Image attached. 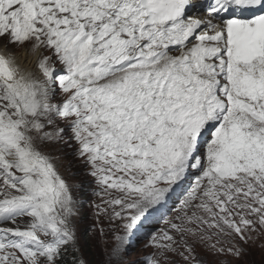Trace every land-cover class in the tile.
<instances>
[{
	"label": "rangeland",
	"instance_id": "rangeland-1",
	"mask_svg": "<svg viewBox=\"0 0 264 264\" xmlns=\"http://www.w3.org/2000/svg\"><path fill=\"white\" fill-rule=\"evenodd\" d=\"M9 8L10 1H7L5 10L0 11V46L20 54V48L29 43L21 47L11 43V36L3 27ZM28 49L32 55L41 52L39 59L48 55L36 44ZM42 78L52 91L53 103L73 110L74 125L81 130L84 124L90 126L85 115L89 102L87 89L73 83L60 85L61 78L56 84L47 73ZM75 78V83L90 80L83 76ZM67 80L73 82L71 76ZM123 94L130 95L125 91ZM5 98L8 99L7 94ZM10 113L15 114L16 110ZM66 124L49 115L33 116L26 130L31 132L28 141L33 142L35 150L57 172L60 189L56 211L62 227L59 239L68 237L72 241L73 253L80 264H264V141L258 146L229 151L226 159L236 190L225 203L210 204L209 211L194 210L190 213L194 215L190 222L180 223L182 217L172 215L161 225L143 218L153 207L148 181L143 183L142 190H129L131 179L138 183L141 178L130 171L135 163L125 165L121 161L119 147L124 144L119 134L122 131L102 137V131L97 130V135L80 150L71 142L75 136L65 139L68 131L61 129ZM96 125L100 121L92 124ZM129 128L125 141L132 143L134 149L145 144V148L157 150V145L150 143L152 138L147 130L138 133ZM125 156L130 158L129 149ZM92 157L99 160L101 157L102 168L91 164L97 161ZM157 158L152 157L150 162ZM144 204L148 205L146 209ZM149 226L151 229H146ZM53 241L47 240L45 247L38 251L25 249L17 264H54L57 250L52 244L46 246Z\"/></svg>",
	"mask_w": 264,
	"mask_h": 264
},
{
	"label": "bare ground",
	"instance_id": "bare-ground-1",
	"mask_svg": "<svg viewBox=\"0 0 264 264\" xmlns=\"http://www.w3.org/2000/svg\"><path fill=\"white\" fill-rule=\"evenodd\" d=\"M2 20V19H1ZM5 23V22H4ZM2 30V29H1ZM4 38V37H2ZM0 52L4 54V56L7 58L5 60H0V73H1V79H3L4 82L15 92H17L23 99L27 100L29 98L30 93L32 92V88H34L37 84L34 83V79L39 77V73L37 70V63H38V56L32 55L27 51H23L20 54L10 53L7 50H5L3 47L0 48ZM37 54V53H36ZM67 78V77H66ZM79 78V77H78ZM28 80L32 83H29ZM76 80H73L75 82ZM90 84L94 89H103L107 88L105 84H95L91 79L88 80V82H83ZM124 93V91H123ZM8 99H13L12 96L9 95V93H6ZM130 94L128 97L131 100H138V98L135 95ZM114 98V97H113ZM112 98V99H113ZM117 100L119 98L117 97ZM133 108V104L131 101L127 102L125 105H119L118 110L115 111L116 113H121V117H125L126 112L128 109ZM11 107H9V111H12ZM167 118V117H165ZM132 126L131 128H134L133 130H136L138 133L146 132L140 131L139 127L134 124V122H131ZM26 130V125L24 126ZM130 128H128L129 130ZM29 130V129H28ZM30 131V130H29ZM148 131V129H147ZM31 136V132L29 134ZM32 150L34 151L35 155H39L37 153V150H35L34 145H32ZM38 161H41L42 158L39 155ZM148 207L147 204L143 205V208L146 209ZM240 243H243V240L240 238Z\"/></svg>",
	"mask_w": 264,
	"mask_h": 264
},
{
	"label": "trees",
	"instance_id": "trees-1",
	"mask_svg": "<svg viewBox=\"0 0 264 264\" xmlns=\"http://www.w3.org/2000/svg\"><path fill=\"white\" fill-rule=\"evenodd\" d=\"M66 241L65 243H67ZM67 248L61 250L60 254L58 255L59 264H79V259L73 253V246L69 243L67 244Z\"/></svg>",
	"mask_w": 264,
	"mask_h": 264
}]
</instances>
